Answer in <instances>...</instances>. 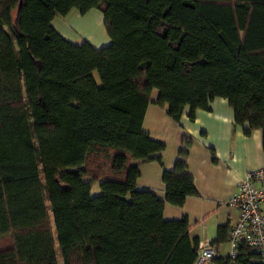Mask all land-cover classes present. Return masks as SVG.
Segmentation results:
<instances>
[{
    "label": "trees",
    "instance_id": "trees-1",
    "mask_svg": "<svg viewBox=\"0 0 264 264\" xmlns=\"http://www.w3.org/2000/svg\"><path fill=\"white\" fill-rule=\"evenodd\" d=\"M73 8L100 10L109 42L62 36ZM216 98L264 148V0H0V264H59L57 246L64 264H195L188 217L163 216L198 194L193 139L161 199L137 188L166 147L143 121L151 102L180 122ZM213 262L264 264L246 246Z\"/></svg>",
    "mask_w": 264,
    "mask_h": 264
},
{
    "label": "crops",
    "instance_id": "crops-1",
    "mask_svg": "<svg viewBox=\"0 0 264 264\" xmlns=\"http://www.w3.org/2000/svg\"><path fill=\"white\" fill-rule=\"evenodd\" d=\"M73 10L77 13L72 14ZM94 10L87 13L93 12V16L97 17V25L102 29L100 23L104 20L103 14ZM70 12L65 16L56 15L52 23L62 36L72 41L75 33L72 24L82 21L87 13L81 14L75 8ZM70 18L73 19L68 24L67 19ZM102 32L93 30L86 39L98 47L105 45L109 37L103 29ZM187 110L178 122L164 108L154 102L149 103L143 127L151 137L165 142L166 147L156 154L160 159L140 162L137 188L150 189L159 198L165 199L163 171L173 169L183 138L191 137L193 143L187 158L188 172L194 178L198 194L188 196L183 206L165 202L163 216L165 220L187 216L192 225L191 237L198 238L202 246L216 238L220 225L231 227L237 221L239 212L229 204V199L249 170L264 165L263 135L261 129H255L247 135L243 127L235 123L233 109L225 98H216L211 110L198 109L194 121L189 120ZM227 254L228 243H221L217 255Z\"/></svg>",
    "mask_w": 264,
    "mask_h": 264
},
{
    "label": "built area",
    "instance_id": "built-area-1",
    "mask_svg": "<svg viewBox=\"0 0 264 264\" xmlns=\"http://www.w3.org/2000/svg\"><path fill=\"white\" fill-rule=\"evenodd\" d=\"M229 204L239 212L228 234L229 256L234 258L246 246L255 249L264 261V165L245 174ZM217 252L216 244L200 246L195 264H211Z\"/></svg>",
    "mask_w": 264,
    "mask_h": 264
},
{
    "label": "rangeland",
    "instance_id": "rangeland-1",
    "mask_svg": "<svg viewBox=\"0 0 264 264\" xmlns=\"http://www.w3.org/2000/svg\"><path fill=\"white\" fill-rule=\"evenodd\" d=\"M94 11H99L100 12V10H98L96 8H95ZM73 13L76 14L77 11L73 10L72 14ZM69 14H71V12ZM72 19L73 18L67 19V23L69 24V22H71ZM96 22H97V17L93 16V12H90V13H87L85 15V17L83 18L82 21H76V23L72 24L73 27L70 25L73 28V30H75V33H73V36H74L73 39L74 40H72V41H77V42L81 41L83 38H86L88 33L93 32V30H95V32L99 33V32H102V29H103L104 33L107 34L105 26H104V20H103L102 23H100V26L102 24V29L97 25ZM101 36L102 35H100L98 38H100ZM159 136H160V138H162V135H159ZM97 184L98 183H95L93 185V189H92L93 195H95V194L100 192V188L99 187H98V191L96 190L97 189ZM57 251H58V254H59V258H60L59 262H60V264H63V258H62L59 246H57Z\"/></svg>",
    "mask_w": 264,
    "mask_h": 264
}]
</instances>
